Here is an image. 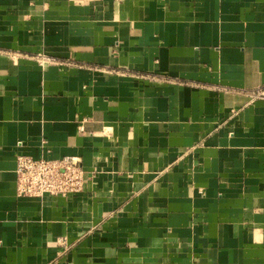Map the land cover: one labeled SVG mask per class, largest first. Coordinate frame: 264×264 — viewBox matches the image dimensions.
<instances>
[{"label":"crops","instance_id":"0c3cea01","mask_svg":"<svg viewBox=\"0 0 264 264\" xmlns=\"http://www.w3.org/2000/svg\"><path fill=\"white\" fill-rule=\"evenodd\" d=\"M256 89L264 0H0V264H264ZM22 153L83 190L19 195Z\"/></svg>","mask_w":264,"mask_h":264},{"label":"built area","instance_id":"2783aa9c","mask_svg":"<svg viewBox=\"0 0 264 264\" xmlns=\"http://www.w3.org/2000/svg\"><path fill=\"white\" fill-rule=\"evenodd\" d=\"M252 94L264 97L262 89H256ZM81 130H84L83 127ZM16 172L19 195L41 197L48 193L67 196L79 193L85 184L82 160L72 155L35 158L23 153L18 154Z\"/></svg>","mask_w":264,"mask_h":264}]
</instances>
